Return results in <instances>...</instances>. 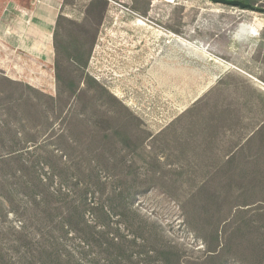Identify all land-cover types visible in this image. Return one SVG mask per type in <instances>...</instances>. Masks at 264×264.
I'll use <instances>...</instances> for the list:
<instances>
[{"label":"rangeland","instance_id":"374dc122","mask_svg":"<svg viewBox=\"0 0 264 264\" xmlns=\"http://www.w3.org/2000/svg\"><path fill=\"white\" fill-rule=\"evenodd\" d=\"M51 1L45 83L0 69V264H264V11Z\"/></svg>","mask_w":264,"mask_h":264},{"label":"crops","instance_id":"0c3cea01","mask_svg":"<svg viewBox=\"0 0 264 264\" xmlns=\"http://www.w3.org/2000/svg\"><path fill=\"white\" fill-rule=\"evenodd\" d=\"M59 15L60 5L55 1L7 0L0 9V69L6 76L18 79L20 73H44L37 83H45L44 66L55 53L54 32ZM25 64L34 66L31 72L24 70ZM31 78L27 82L36 86L37 80Z\"/></svg>","mask_w":264,"mask_h":264},{"label":"trees","instance_id":"16d2710c","mask_svg":"<svg viewBox=\"0 0 264 264\" xmlns=\"http://www.w3.org/2000/svg\"><path fill=\"white\" fill-rule=\"evenodd\" d=\"M99 0H96L95 2H97ZM245 2H249V3H253V4H256L258 3L260 0H243ZM243 85L247 86L251 91H253L254 93L257 92L259 93V95L262 97V100L264 101V93L262 92H259L257 88H255L253 85L249 84V83H246V82H242ZM220 113L223 115L225 113V110H221ZM264 125V124H263ZM257 136H260V137H257ZM257 138L260 140V141H264V126L262 128H260L257 132H255L251 137L248 138V140L246 141V147H253V144L256 143L257 141ZM261 148H262V145H261ZM232 157H229L228 158V162L231 160ZM208 190L205 188V186L201 187L200 188V191L198 193H196L195 195H193L192 199H194L195 197H197L199 195V193H205L206 196V200H205V206H206V209H208V212H211L212 210H215L217 211V208H218V205L217 202H216V199L218 198L214 192H207ZM216 204V205H215ZM264 213V211H263ZM262 213V214H263ZM66 225H69L71 226V221H66ZM72 230H75V228H72ZM108 246H111L110 243H108ZM261 245L259 246L258 244L255 245V248H260ZM213 249H216L213 248ZM216 251V250H214ZM212 259H215L216 257L215 256H211Z\"/></svg>","mask_w":264,"mask_h":264},{"label":"water","instance_id":"95a60500","mask_svg":"<svg viewBox=\"0 0 264 264\" xmlns=\"http://www.w3.org/2000/svg\"><path fill=\"white\" fill-rule=\"evenodd\" d=\"M218 3H224L227 5L238 6L244 9H251L255 11H264V7H259L253 3L245 2L243 0H213Z\"/></svg>","mask_w":264,"mask_h":264},{"label":"bare ground","instance_id":"6f19581e","mask_svg":"<svg viewBox=\"0 0 264 264\" xmlns=\"http://www.w3.org/2000/svg\"><path fill=\"white\" fill-rule=\"evenodd\" d=\"M140 23H142V21ZM237 32L239 34L246 33V32H252L253 34V33H257V29L251 25H241Z\"/></svg>","mask_w":264,"mask_h":264}]
</instances>
